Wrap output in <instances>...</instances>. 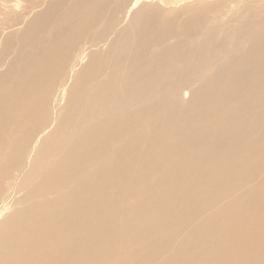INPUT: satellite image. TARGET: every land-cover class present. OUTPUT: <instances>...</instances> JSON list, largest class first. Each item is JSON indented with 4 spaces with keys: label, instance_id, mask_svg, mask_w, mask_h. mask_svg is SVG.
<instances>
[{
    "label": "bare ground",
    "instance_id": "bare-ground-1",
    "mask_svg": "<svg viewBox=\"0 0 264 264\" xmlns=\"http://www.w3.org/2000/svg\"><path fill=\"white\" fill-rule=\"evenodd\" d=\"M162 1L0 0V264H264V0Z\"/></svg>",
    "mask_w": 264,
    "mask_h": 264
},
{
    "label": "rangeland",
    "instance_id": "rangeland-1",
    "mask_svg": "<svg viewBox=\"0 0 264 264\" xmlns=\"http://www.w3.org/2000/svg\"><path fill=\"white\" fill-rule=\"evenodd\" d=\"M145 3H148V4H154V3H156L157 1H159V2H163V4L164 5H167V3H166V1L164 2V1H160V0H154V1H151V0H143ZM172 1V3H171V5L170 6H175V5H177V6H180L181 5V3H183V2H188V1H195V0H171ZM174 1H177V3H173ZM238 1V0H237ZM263 4H261L260 6H264V1L262 2ZM158 4V3H157ZM161 6V5H160ZM186 97H189V94H187V92H186Z\"/></svg>",
    "mask_w": 264,
    "mask_h": 264
}]
</instances>
